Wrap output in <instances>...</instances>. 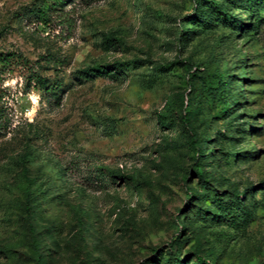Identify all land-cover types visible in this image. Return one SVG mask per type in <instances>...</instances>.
I'll list each match as a JSON object with an SVG mask.
<instances>
[{
	"label": "rangeland",
	"instance_id": "1",
	"mask_svg": "<svg viewBox=\"0 0 264 264\" xmlns=\"http://www.w3.org/2000/svg\"><path fill=\"white\" fill-rule=\"evenodd\" d=\"M198 1L0 0V264H264V8Z\"/></svg>",
	"mask_w": 264,
	"mask_h": 264
},
{
	"label": "trees",
	"instance_id": "2",
	"mask_svg": "<svg viewBox=\"0 0 264 264\" xmlns=\"http://www.w3.org/2000/svg\"><path fill=\"white\" fill-rule=\"evenodd\" d=\"M73 0H39V4L38 6L31 10L30 13L31 15L41 24L43 25H47L48 23H50V21L52 19H57L59 21H63V22H68L69 23V17L66 15V11H65V7L67 5V3L72 2ZM206 2V7L207 9H212L214 13H217L218 16L223 17L224 19H227L226 16V12L221 8L220 4L214 3L212 0H205ZM223 1H228L230 3L233 4H239V5H243L246 4L248 6H250L253 10L254 13H257L258 10L264 8V0H223ZM203 0L198 1V3H194L193 6V19H197L198 16H201L202 14H206L207 10L203 9ZM254 16V15H253ZM256 23V20L255 22ZM252 29H256V26H253ZM8 60V58H1L0 59V63H6ZM117 65V64H114ZM175 64V62L169 63L165 66H160L158 67V71L159 72H167L168 70L171 69V67H173ZM113 68V66H112ZM103 69H105L106 72H110L112 70H109L110 67L105 66L103 67ZM215 82H216V87L214 88L215 91L213 92L214 95H220V93H222L223 91H226L227 89V85L224 83L223 81V75H215ZM187 105L190 104V100L187 101ZM222 112L226 111V108L221 110ZM182 122H184V125L187 123V119L186 116H182L181 117ZM158 123L161 125L164 123L163 121V116H158ZM208 139L206 138H196L195 136H192L190 138L189 141V145L192 148V150L194 152H196L197 150H203L205 149L208 144ZM197 176L199 177L200 181L203 182L201 175L197 174ZM216 201L213 200V202ZM217 205H220L219 201H216ZM225 212L222 211L221 214L223 215V217H225ZM172 264H179L178 263V259L177 258H173Z\"/></svg>",
	"mask_w": 264,
	"mask_h": 264
}]
</instances>
